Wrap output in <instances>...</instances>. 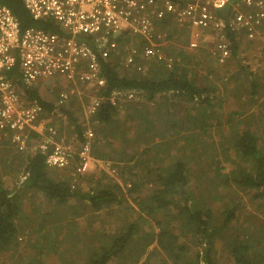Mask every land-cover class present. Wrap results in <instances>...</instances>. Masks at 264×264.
Instances as JSON below:
<instances>
[{
    "label": "rangeland",
    "instance_id": "374dc122",
    "mask_svg": "<svg viewBox=\"0 0 264 264\" xmlns=\"http://www.w3.org/2000/svg\"><path fill=\"white\" fill-rule=\"evenodd\" d=\"M216 20L190 23L191 27L161 23L157 30V43L172 55L174 68L193 74L197 86L206 90L203 104L185 103L171 93L151 102L144 96L121 98L111 106V120L103 124L96 117L100 109L88 117L82 112L91 98L103 97L104 85L96 82L72 87L74 94L62 110L63 118L47 116L62 143L82 140L74 124L80 135L90 131V156L105 166L78 175L79 160L74 157L63 169H46L48 177L67 180L71 190L81 194L111 189L118 204L96 212L87 201L70 198L58 204L23 188L22 171L32 154L0 139V187L15 195L21 208L15 240L0 253V264H87L94 250L110 244L111 237H118L130 224L137 227L136 234L124 253L108 264H175L152 241L161 226L183 247L180 264H202L205 238L197 236L194 225H189L191 233L186 229L182 233L185 218L178 214L185 204L191 210L193 202L201 211L208 210L209 231L222 222L224 212L233 211L227 228L212 239L216 264H236L233 252L239 251L248 264H264V199L233 181L239 171L250 168L234 148L236 136L251 132L264 152V42L234 37L237 48L231 54L230 48L222 49L225 41ZM192 31L199 34L195 50L188 48ZM227 51L220 64L218 59ZM106 53L122 77L162 72L160 65L147 60L123 69L122 46ZM32 88L42 101L54 105L55 85ZM33 144L30 141L28 146ZM176 164H181L186 183L167 198L173 203L170 208H154L151 197L161 196L163 181Z\"/></svg>",
    "mask_w": 264,
    "mask_h": 264
},
{
    "label": "built area",
    "instance_id": "2783aa9c",
    "mask_svg": "<svg viewBox=\"0 0 264 264\" xmlns=\"http://www.w3.org/2000/svg\"><path fill=\"white\" fill-rule=\"evenodd\" d=\"M23 8L45 28L21 29L10 9L0 5V139L32 155L39 153L50 169H63L77 157L78 175L94 166L105 167L90 156L91 132L85 131L77 144L62 143L45 109L27 101L23 89L55 85L58 92L50 115L63 118L60 110L74 94L72 87L96 82L105 86L88 40L103 43L100 53L105 60L107 51L122 46L125 70L147 60L168 71L174 59L157 43L161 23L191 27L190 23L216 18L225 41L223 50L232 44L226 33L264 42V0H23ZM198 38L192 31L190 50L198 48ZM226 56L228 51L218 62L222 64ZM138 97L142 95L137 91H113L107 98H91L82 112L93 116L106 103L115 106L121 98ZM30 141L35 146L29 147Z\"/></svg>",
    "mask_w": 264,
    "mask_h": 264
},
{
    "label": "trees",
    "instance_id": "16d2710c",
    "mask_svg": "<svg viewBox=\"0 0 264 264\" xmlns=\"http://www.w3.org/2000/svg\"><path fill=\"white\" fill-rule=\"evenodd\" d=\"M0 5L10 9L16 20L19 22L21 29L37 26L43 27L41 23L31 19L28 13L23 8V0H0ZM226 37L230 40L231 54L235 55L236 45L233 42L234 37L226 33ZM90 48L93 50L99 68L100 77L104 80L105 86L101 90L104 98H107L113 91H137L145 97V100L151 102L155 97L167 93H171L173 97L182 99L183 102H195L199 105L204 103L202 98L206 90L197 86L196 78L193 74L187 71L174 68L168 71L162 66L158 75H154L149 71V77L145 78H127L122 77L116 71L115 67L109 60H105L100 53L103 47L102 42L87 41ZM165 54L172 57L169 52ZM24 97L27 101L41 105L49 116L51 114V105L42 101L34 88L25 87L23 89ZM62 114L65 112L60 110ZM64 112V113H63ZM113 108L109 104H104L99 113L96 115L101 123L106 124L111 120ZM67 114V113H66ZM53 117V116H52ZM71 119V117H70ZM73 123L75 121H72ZM74 128L81 137L80 129L74 124ZM234 148L241 159L248 162L250 168L248 171L242 169L237 173V177L233 181L244 188L255 191L256 197L264 199V152L258 147V142L255 136L244 131L236 136ZM181 164H176L170 173L163 181L162 194L160 197H151L154 208L161 210L168 209L173 204L169 198L176 192V186L185 185L183 169ZM48 169L45 165V158L39 153L33 154L26 159L25 166L22 171V186L29 190H35L44 194V196L58 204L66 203L70 198L87 201L93 211H100L104 208L118 204V197L111 189L92 192V194H81L71 190L67 180H52L47 175ZM113 188L119 189L118 185H113ZM183 197V196H182ZM153 208V209H154ZM148 210L150 208L147 207ZM19 200L15 195L7 192L0 187V253L11 247L16 235L15 222L20 214ZM141 210H144L141 208ZM151 212V211H149ZM153 213V211H152ZM179 216L185 218L181 221L182 233H191L189 225H194L197 236L201 235L205 239L206 248L202 257V264H216L212 253L211 243L215 235L227 228L233 211L224 212L222 222L213 227L209 231L210 216L208 210L202 211L198 209L197 203H192V209H188L186 204L181 208ZM201 214L204 216H201ZM183 223V224H182ZM137 227L133 224L127 226L118 237H111L110 244L101 246L94 250L88 258L87 264H108L113 257L120 256L127 249L129 242L136 234ZM185 234V233H184ZM155 247L159 249L167 258L173 260L175 264H180L179 260L183 253V247L176 244L177 236L169 232L167 227L161 226L159 233L154 235L152 239ZM243 250V249H242ZM236 264H248L244 260L242 251L233 252ZM182 264V263H181Z\"/></svg>",
    "mask_w": 264,
    "mask_h": 264
}]
</instances>
